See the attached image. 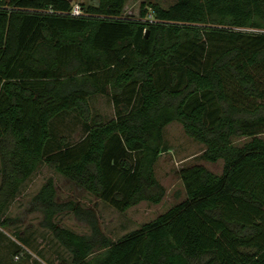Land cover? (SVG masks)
<instances>
[{
    "label": "trees",
    "instance_id": "1",
    "mask_svg": "<svg viewBox=\"0 0 264 264\" xmlns=\"http://www.w3.org/2000/svg\"><path fill=\"white\" fill-rule=\"evenodd\" d=\"M1 4L0 228L20 221L3 212L40 163L119 212L159 204L155 164L178 122L223 170L180 168L185 199L154 220L113 242L95 206L60 200L51 178L27 211L71 264H264V0L148 3L139 19L121 16L124 0L81 5L84 17L69 0ZM97 95L111 119L91 115ZM72 112L84 136L55 143L53 121ZM66 213L90 233L62 227Z\"/></svg>",
    "mask_w": 264,
    "mask_h": 264
},
{
    "label": "rangeland",
    "instance_id": "2",
    "mask_svg": "<svg viewBox=\"0 0 264 264\" xmlns=\"http://www.w3.org/2000/svg\"><path fill=\"white\" fill-rule=\"evenodd\" d=\"M69 1L85 7H95L100 2V0ZM175 2L176 0H124L121 16L139 19L142 4L149 6L148 3H151L167 8ZM147 9L151 13V7ZM90 108L91 115L99 116L103 120H109L114 116L113 105L105 96H93L90 99ZM83 126V121L75 112L61 116L52 123L54 142L64 140L65 143L72 144L79 141L85 134ZM163 133L164 151L155 164V175L165 189V196L156 205L141 202L125 212H119L108 204L96 200L93 195L77 190L61 175L40 163L22 183L3 212L2 217L20 221L7 228H0V264H71V255L60 246L49 230L39 226L41 213L27 211L33 196L49 178L54 181L60 200L73 199L84 207L95 206L104 234L114 242L185 199L183 184L176 173L180 168L200 164L215 174L222 173L223 162H206L202 158L204 147L187 136L180 123L168 124ZM243 142L244 139L235 141L238 145ZM56 220L62 227L77 234L90 233L89 227L77 221L71 213L61 214Z\"/></svg>",
    "mask_w": 264,
    "mask_h": 264
},
{
    "label": "built area",
    "instance_id": "3",
    "mask_svg": "<svg viewBox=\"0 0 264 264\" xmlns=\"http://www.w3.org/2000/svg\"><path fill=\"white\" fill-rule=\"evenodd\" d=\"M2 1L3 0H0V11L6 9L5 6H3L1 4ZM67 14L72 16V17H84V16H86V14H84V12H83L81 5L77 4V3H71V10ZM145 20L152 22V20H153L152 13H149L147 15V17L145 18Z\"/></svg>",
    "mask_w": 264,
    "mask_h": 264
}]
</instances>
